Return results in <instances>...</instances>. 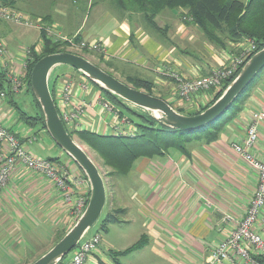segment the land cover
I'll use <instances>...</instances> for the list:
<instances>
[{
  "label": "crops",
  "instance_id": "crops-1",
  "mask_svg": "<svg viewBox=\"0 0 264 264\" xmlns=\"http://www.w3.org/2000/svg\"><path fill=\"white\" fill-rule=\"evenodd\" d=\"M15 8L32 19H41L63 38L102 43L106 52L101 63L116 78L123 82L135 78L151 82L154 96L184 113L206 107L216 93L199 94L194 97L193 106L187 105L179 99L169 73L185 79L209 75L248 45L246 40L234 41L227 34H219L220 43L210 39L191 19L183 18L187 13L183 8H165L152 22L122 0H18ZM5 23L0 22V38L10 42L11 29ZM35 29L24 27L17 34L33 37L36 32L32 46L37 45L39 50L41 33ZM98 55L95 53L94 57ZM21 57L9 51L1 68L6 65L5 72L24 77L27 58ZM58 69L63 71L56 72ZM70 80L80 82L81 75L69 66H57L51 72L50 88L58 106L60 88ZM2 90L7 93L0 102L2 123L17 134L33 155L60 159L72 178L81 180L78 191L88 195L90 185L82 171L69 157L64 159L63 151L46 130L20 120L16 109H25L27 94L12 93L7 80ZM80 101H85L88 108L77 131L104 136L133 134L135 127L131 122L122 124L120 118L104 109L102 103L111 102L90 81L87 89L77 91L73 98L75 104ZM256 111H264V76L248 92L240 112L223 127L218 140L193 145L190 156L170 150L162 156L140 158L128 175L113 178L110 185L106 183L107 214L115 209L125 217L132 214L131 225L138 227L139 233L124 250L108 244L109 254H100L98 247L88 264H123L119 258L128 261L131 254H137L135 264H210L212 252L245 217L258 186L256 173L233 150L234 144L243 143ZM251 152L255 158H263L264 121ZM224 214L233 220L223 224ZM263 216L264 211L255 226L262 235ZM75 222L52 181L18 167L0 193V264L29 261ZM142 239H146L142 248L125 253ZM231 254L233 262L228 264H243L234 252Z\"/></svg>",
  "mask_w": 264,
  "mask_h": 264
},
{
  "label": "built area",
  "instance_id": "built-area-1",
  "mask_svg": "<svg viewBox=\"0 0 264 264\" xmlns=\"http://www.w3.org/2000/svg\"><path fill=\"white\" fill-rule=\"evenodd\" d=\"M0 20L15 25L36 28L45 31L47 35L55 41H66L70 44L71 51H89L97 54H105L106 49L102 43H88L85 41L76 42L74 38H63L49 25L41 19L33 20L14 7L0 3ZM247 47L242 49L240 54L234 57L228 64L214 69L209 75L195 79H185L175 73L169 76L175 81L176 91L179 99L189 104L193 97L202 93L214 91L218 93L224 89L226 84L233 80L244 67L248 59L257 53V45L246 40ZM9 55V50L4 39L0 38V70L2 61ZM26 65V62L25 64ZM81 81L73 80L65 82L60 88V105H57L59 114L69 130H78L83 117L86 114L88 104L85 101L73 103V98L77 91L86 90L89 80L81 73ZM6 77L11 86V92L19 94L26 90L23 77L17 73L6 72ZM7 93L0 89V102L4 101ZM56 103V102H55ZM104 109L120 118L122 124H130L129 119L119 116L116 108L111 104L102 103ZM1 114V108H0ZM264 121V111L252 113L251 123L247 130V135L241 144H234L233 150L242 157L258 177V186L250 202L245 217L238 223L237 228L226 235L219 246L212 252L210 264H228L233 262L231 252H234L243 264H264V216L262 217L263 235L255 230V226L264 211V155L262 159H257L252 155L259 140V127ZM34 171L48 180L52 181L56 189L62 194L65 203L70 207L73 217L77 220L84 212L89 197L78 191L81 184L80 179H73L66 166L47 158H40L29 152L17 134L7 128L1 121L0 116V193L6 187L12 173L18 168ZM233 218L229 214H224L222 223L228 224ZM101 237L99 233L90 238H84L77 248L65 257L59 264H88V259L93 252L97 251Z\"/></svg>",
  "mask_w": 264,
  "mask_h": 264
},
{
  "label": "trees",
  "instance_id": "trees-1",
  "mask_svg": "<svg viewBox=\"0 0 264 264\" xmlns=\"http://www.w3.org/2000/svg\"><path fill=\"white\" fill-rule=\"evenodd\" d=\"M17 1L18 0H0V3L15 8V3ZM122 2L130 8L142 11L150 22H152L155 16L165 8H183L187 10L183 18L191 19V21L197 24L210 39L218 43L221 42L218 37L219 34H227L229 39L234 41L251 40L257 45L258 50L264 48V0H122ZM41 40L42 46L39 50L37 49V45L29 48L30 54L26 59V72L23 77L26 91L32 94L35 104L38 107L39 114L33 116L18 107L16 110L21 121H24L30 126L39 125L41 129L45 130V122L41 107L32 93V69L34 65L46 55L67 52L70 44L66 41H55L50 38L45 31H41ZM75 41L78 43L81 42L79 39H75ZM80 55L86 57L83 54ZM98 58L99 61H102L103 55L99 54ZM102 69L114 76L109 70L105 68ZM263 71L257 76L248 89L239 95L228 111L216 121L196 131L168 129L154 119L149 113L138 108H135L137 110L132 109L129 104L100 89L96 85L95 86L105 94L113 106L119 109V116L121 118L125 116L124 111L132 114L134 119H129V121L135 127L133 134L104 136L90 131L67 130L74 139L77 137L83 144L91 148L102 158L105 166L111 168V176L116 178L124 177L132 171L134 163L140 158L162 156L170 150H177L186 156H190L191 147L188 146L190 143L197 141L199 143L211 144L218 140L223 127L240 112L248 92L254 86L255 82L262 77ZM6 80L10 86L6 77V72L0 70V89L4 88V82ZM231 81L226 84L222 91L216 93L214 100L206 107L191 113H184L182 110L178 112L186 115L201 113L220 97ZM124 83L154 95L153 84L151 82L135 78ZM52 94L54 96L53 92ZM51 160L60 162V159ZM83 176L87 180L84 173ZM89 195L90 193H88L87 196L89 197ZM120 213V210L108 213L102 221L101 228L105 230L109 224L119 223L118 214ZM65 233L66 232L59 234L55 243H57ZM145 241L146 239L140 240L125 253H130L142 248ZM116 256H118V254H116ZM260 261L264 262V260Z\"/></svg>",
  "mask_w": 264,
  "mask_h": 264
},
{
  "label": "water",
  "instance_id": "water-1",
  "mask_svg": "<svg viewBox=\"0 0 264 264\" xmlns=\"http://www.w3.org/2000/svg\"><path fill=\"white\" fill-rule=\"evenodd\" d=\"M57 66H69L85 76L100 89L125 103L149 113L164 127L172 130L196 131L219 119L264 70V48L255 53L239 74L229 83L220 97L207 109L196 115L176 111L160 97L130 86L86 57L73 52L46 55L33 67L32 93L39 103L45 122V130L53 142L80 168L90 185L88 204L82 215L65 235L40 258L31 264H59L85 238L96 225L107 205V185L102 172L87 150L68 132L57 109L50 75Z\"/></svg>",
  "mask_w": 264,
  "mask_h": 264
},
{
  "label": "rangeland",
  "instance_id": "rangeland-1",
  "mask_svg": "<svg viewBox=\"0 0 264 264\" xmlns=\"http://www.w3.org/2000/svg\"><path fill=\"white\" fill-rule=\"evenodd\" d=\"M243 1H247V0H243ZM17 7L22 9L20 4H17ZM33 20H35V19H33ZM0 22L4 23V21H2V20H0ZM5 24L9 26L8 27L9 29H11L10 30L11 32H9L11 34V35H9V37H10L9 40H11V41L9 42L7 39H5L8 50L11 53L16 54L17 56H22L23 59L25 58V56L27 58L30 54V49H28V48H30L32 46V44L34 43V34L36 32H33V37H27V36L19 37L18 35H20V34L19 33L17 34V32H19L20 31L19 29H21V28L23 30V28H24L23 26H19V25L7 23V22ZM40 33H41V31H40ZM67 52L83 54L84 56H86L87 59H89L94 64L99 65L101 68L107 69L106 66L103 65L101 63V61H99L98 58L94 57L95 53H89L86 51H72V50L70 51L69 49ZM62 67L67 68L68 66H62ZM60 71H63V70L58 69L56 72H60ZM10 73H14V72L10 71ZM18 75H20V74H18ZM263 76H264V71H263L262 77ZM259 80H260V78L257 81H259ZM125 82H127V81H125ZM130 86H132V85H130ZM24 92L27 94V98H26L27 99V105H23V106H25V109L23 111H25L26 113L33 115V116L38 115L39 110H38L37 105L35 104V101L33 99L32 94L27 92L26 90H24ZM210 92L215 93L214 91H210ZM196 96H198V95H196ZM196 96H194V97H196ZM194 97H193V99H194ZM192 104H194L193 100H192V102H190L187 105L193 106ZM132 109H135V107L134 108L132 107ZM135 110H137V109H135ZM193 112H196V111H193ZM124 115H125V118H127V119H134L132 114L129 112L124 111ZM75 140L77 142H79L82 146H84V148L87 150V152L90 154V156L93 158V160L96 162V164L100 168L106 183H108V185H110L112 183V180H114L116 178V177L110 175V172L112 171L111 168L105 166L102 158H100V156L98 154H96L91 148H89L88 146L83 144L77 137ZM198 143L199 142L194 141V142L190 143L188 146L192 147L193 145H196ZM63 157H64V159L68 158L67 154L64 152H63ZM115 210H118V209H115ZM106 215H107V210H104V213L102 214L100 220L96 223V225L85 236V238L88 239L96 233L100 234V237H101V241L99 244L100 249H98L100 254H109L110 249H109L108 244L111 245L112 247L114 246L116 248V250H124L125 247L127 246V244H129V242L134 240L135 236L139 233L138 227L134 228V225L133 226L131 225V224H134V223H131V221L134 222V216L132 214H129L126 217L118 214L119 223H111V224H109V226L105 230H103L101 228V226H102V221L105 219ZM55 242L56 241H54V243L49 245L48 248H46L44 252L38 253L37 255L32 256L29 261H25L23 264H31L34 261H36L45 252H47L49 249H51L56 244ZM136 255L137 254H131V256H129L130 258L128 261L122 257H120L119 260L123 264L125 262H132V264H135L137 262V261H135ZM101 256H104V255H101Z\"/></svg>",
  "mask_w": 264,
  "mask_h": 264
}]
</instances>
